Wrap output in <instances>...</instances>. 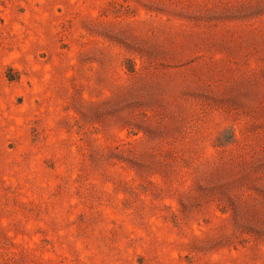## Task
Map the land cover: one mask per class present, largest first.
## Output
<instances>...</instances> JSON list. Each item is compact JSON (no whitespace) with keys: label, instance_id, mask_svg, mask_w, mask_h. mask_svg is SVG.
Listing matches in <instances>:
<instances>
[{"label":"rangeland","instance_id":"1","mask_svg":"<svg viewBox=\"0 0 264 264\" xmlns=\"http://www.w3.org/2000/svg\"><path fill=\"white\" fill-rule=\"evenodd\" d=\"M0 264H264V0H0Z\"/></svg>","mask_w":264,"mask_h":264}]
</instances>
